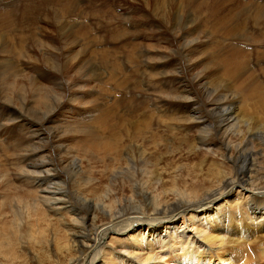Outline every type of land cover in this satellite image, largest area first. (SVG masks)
<instances>
[{"label":"rangeland","instance_id":"1","mask_svg":"<svg viewBox=\"0 0 264 264\" xmlns=\"http://www.w3.org/2000/svg\"><path fill=\"white\" fill-rule=\"evenodd\" d=\"M263 10L264 0H0V248L12 252L10 260L0 253V264H14L15 253L17 264L71 259L81 222L42 203L33 178L44 161L63 174L72 204L88 198L112 210L136 200L144 172L165 179L143 188L156 196L189 192L202 178L204 188L234 179L240 163L229 155L249 143L248 176L264 187V124L253 118L264 119ZM228 57L238 63L233 75ZM208 107H233L248 120L227 152L212 138ZM191 108L206 124L190 123ZM83 126L97 140L77 132ZM69 159L77 171L62 163ZM248 232L255 256L264 227ZM31 234L47 239L43 249Z\"/></svg>","mask_w":264,"mask_h":264},{"label":"bare ground","instance_id":"2","mask_svg":"<svg viewBox=\"0 0 264 264\" xmlns=\"http://www.w3.org/2000/svg\"><path fill=\"white\" fill-rule=\"evenodd\" d=\"M230 25L232 26L230 31L235 34V25L233 23ZM232 51L238 53L239 49H232ZM228 63L232 65L233 75L235 70L238 71V63L231 59L227 60ZM192 108L189 113L191 117L194 116V119L190 123L206 124V118H196L198 112ZM206 109L214 120L212 138L225 145V152L229 151L230 137L241 133V125L244 128L249 126L247 119L241 118L233 107ZM201 112L204 114L203 111ZM253 118L258 120V125L264 124V119L261 117ZM24 120L25 117L20 116L15 120V124ZM237 126L239 130H236ZM247 131V137H254L249 134V130ZM77 132L84 133L92 140L96 139L95 134L98 133L95 130L90 131L87 126L79 128ZM99 139L102 137L100 136ZM91 143L93 144L92 141ZM248 144H244V147L241 144L229 155L230 159L232 155L237 157L240 163L234 179H224L217 187L204 188L205 186L202 187V185L205 180L202 178L195 186H192L193 189L189 192L188 188L186 190L170 188L166 191L162 189L160 191L162 198H160L161 196L143 189L154 188L155 191L160 189L159 186L164 185L165 179L159 178L153 166L151 171L154 172L140 174L141 176L147 174L148 177H145L147 182L143 185L136 182V200H124L123 206L112 210H107L95 200L88 198H82L83 201L76 199V203L72 204L68 199L71 195L68 196L61 185L63 174L56 172V166L50 161L37 165L36 168L40 173L35 175L34 172L33 183L40 189L42 203L57 214L63 215L64 211L71 212L81 222L80 230L69 247L68 255L71 259L67 260L65 256L61 264H264V250H256L254 256L249 246L253 242L251 240L253 235L248 232L249 226L264 227V187L252 186L251 175L248 176L252 172L251 159L247 151ZM93 146L98 148L97 144ZM124 149L127 150L125 147ZM149 160L143 161L144 164L148 166L151 163ZM62 163L70 170L76 169L77 166L73 159L62 161ZM62 166L61 164L60 167ZM244 203L248 204L244 205ZM7 235L12 236L13 239L11 233ZM44 240L47 239H43L42 235L31 234L28 237V241L39 249L44 248L42 244ZM54 240L61 242L67 239L56 237ZM119 243L122 244L121 247H118ZM255 243L256 239H254ZM255 245L259 246L258 243ZM0 253L6 254L3 258L9 259L12 252L5 253V249L0 248ZM18 260L19 257L15 253L12 261L17 264Z\"/></svg>","mask_w":264,"mask_h":264}]
</instances>
